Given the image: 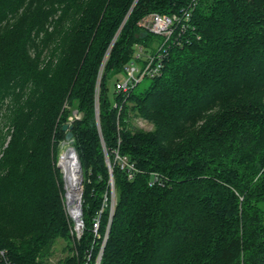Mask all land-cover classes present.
I'll list each match as a JSON object with an SVG mask.
<instances>
[{
  "label": "trees",
  "instance_id": "obj_1",
  "mask_svg": "<svg viewBox=\"0 0 264 264\" xmlns=\"http://www.w3.org/2000/svg\"><path fill=\"white\" fill-rule=\"evenodd\" d=\"M187 11L149 88L111 92L139 46L164 40L142 20ZM7 96L19 104L0 159V259L49 264L64 238L76 255L60 264H96L104 239L100 264H264V0H0ZM74 110L80 240L57 166Z\"/></svg>",
  "mask_w": 264,
  "mask_h": 264
},
{
  "label": "built area",
  "instance_id": "obj_2",
  "mask_svg": "<svg viewBox=\"0 0 264 264\" xmlns=\"http://www.w3.org/2000/svg\"><path fill=\"white\" fill-rule=\"evenodd\" d=\"M191 22V13L187 11L180 16L178 14L162 15L153 13L150 19L146 22H142L141 26L144 27L150 33L162 37L163 42L157 46L155 53H147L143 46L138 47L137 60L127 66L125 71L124 80H119L116 83V90L118 93L128 94L134 87L140 84L146 78H154L162 74L165 58L168 56V50L170 48V41L174 36H177L173 40V44H181L182 35L185 34ZM75 119L79 118L78 115H74ZM73 124L74 119H71ZM117 157L119 155L117 154ZM126 162L123 163L125 165ZM113 184V183H112ZM72 219V216L70 214ZM83 217V216H82ZM73 220V219H72ZM74 222V221H73ZM75 223V222H74ZM82 228H84L83 218L80 220ZM75 230L79 233L77 225L75 224ZM80 234V233H79ZM0 264H13L7 257L4 251L1 252Z\"/></svg>",
  "mask_w": 264,
  "mask_h": 264
},
{
  "label": "rangeland",
  "instance_id": "obj_3",
  "mask_svg": "<svg viewBox=\"0 0 264 264\" xmlns=\"http://www.w3.org/2000/svg\"><path fill=\"white\" fill-rule=\"evenodd\" d=\"M150 16L145 17L142 21L146 22L147 20L150 19ZM52 28L53 27H52V25H50V23L43 24V25H41V27H39V29H41L40 33H39L40 35L38 36V38H35V40H34V47L36 46L37 50H39V51L43 50V47L40 46V42L44 38L45 32L51 31ZM56 38H58V37H55V39ZM54 46H55V42L53 41L51 43L50 50H47V51L44 52L43 58H45V57L47 58V56H49L50 51L53 49ZM32 52H33L32 54H34L35 51L33 50ZM125 76H126L125 72H122L121 74H118L115 79L110 81L109 85H110L111 92L114 91L116 82L119 81V80H121V81L124 80ZM151 84H152V80L149 79V78H146V79H144L141 82V84L139 85L137 90L138 91L146 90L147 88H149V86ZM27 93H29V92L27 91ZM23 98L20 99V102L24 101ZM17 101L18 100L15 97L7 96L0 103V159L3 156L4 149H6V147L8 146V144H9L11 138H12V134H13L14 130H13V126H12L11 122H12L13 112L15 111V108L19 104ZM76 114L78 115L79 118H81V114H78L76 112V110H74L72 112L71 116L69 117L68 123L72 122L71 119L75 120V116L74 115H76ZM128 119H129V123L132 126H134L135 128H137V129H141V130H144V131H153L154 130V126H153V124L151 122L146 121V120H144V119H142L140 117H137L134 112H131L128 115ZM68 146L73 147V144H69L63 139V141H61L60 146H59V155H58V161H57V166L58 167H59V164L61 166L62 155H63L64 151L67 149ZM59 169H60V172L62 174L63 181H64V190H65V193H64V204H65V209L67 211V214L70 217V210H69V206H68V203H67L68 188H67V185H66V181L64 180V176L65 175H64V172H63V168L61 167ZM81 186H83V183L80 185V187ZM82 198H83V195H82ZM112 209H114V206H113ZM83 230H84V228H82V230L79 231L80 234L77 232L78 233L77 234V239L78 240H80L82 238ZM97 238L100 239V238H102V236H98ZM102 244L103 245H102L100 253L98 255L96 264H100L101 255H102V252H103L102 250H103L104 245H105V239L103 240ZM74 255H76V253L74 251L70 250L68 241L66 239H64V238H60V239H58L55 242V244L53 246V249H52V255L47 258L46 262L49 263V264H60L61 262L65 261L68 257L74 256Z\"/></svg>",
  "mask_w": 264,
  "mask_h": 264
},
{
  "label": "bare ground",
  "instance_id": "obj_4",
  "mask_svg": "<svg viewBox=\"0 0 264 264\" xmlns=\"http://www.w3.org/2000/svg\"><path fill=\"white\" fill-rule=\"evenodd\" d=\"M61 167L63 168L64 178L68 188L67 193V203L69 206L70 214L77 222V229L82 230V225L80 224V203L82 195L81 185V170L79 168V163L77 160V153L68 146L64 151L61 160Z\"/></svg>",
  "mask_w": 264,
  "mask_h": 264
},
{
  "label": "water",
  "instance_id": "obj_5",
  "mask_svg": "<svg viewBox=\"0 0 264 264\" xmlns=\"http://www.w3.org/2000/svg\"><path fill=\"white\" fill-rule=\"evenodd\" d=\"M97 119H98V124L100 125V121H99V108H97ZM73 128H74V125L73 124H70V123H66L63 125L62 127V130L63 132L66 133V142L69 143V144H72L73 141H74V133H73ZM73 150H75L74 147H72ZM76 151V150H75ZM77 153V152H76ZM77 160H78V163H79V168L80 170L82 169L81 168V163H80V159H79V156L77 154ZM107 162L108 164L110 165V160L108 158V155H107ZM59 168H61L60 164H59ZM65 180V178H64ZM83 183V173H82V170H81V184ZM112 183H113V179H112ZM82 195H83V186H82ZM82 195H81V203H80V220L82 221V216H83V209H82ZM114 211V209H113ZM73 221L75 222V224L77 223L75 221V219L72 217Z\"/></svg>",
  "mask_w": 264,
  "mask_h": 264
}]
</instances>
